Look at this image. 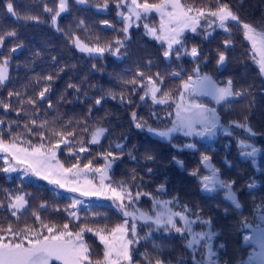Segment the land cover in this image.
<instances>
[{"label":"snow or ice","instance_id":"1","mask_svg":"<svg viewBox=\"0 0 264 264\" xmlns=\"http://www.w3.org/2000/svg\"><path fill=\"white\" fill-rule=\"evenodd\" d=\"M72 2L44 3L43 11L48 14V26L63 36L65 47L96 61L90 66L92 72H103L104 65L99 62L107 57H114L115 61L130 58L133 29H142L143 35L160 44L163 61L171 64L188 57L194 67L188 74L182 66L180 70L153 72L156 65L148 59L143 67L137 64L134 70L125 69L115 74L113 78L119 88L96 87L89 83V76L84 75L81 83H73L70 79L54 104L51 95L56 81L61 73L76 65L32 48L27 49L25 61L14 64L16 56L25 52L26 42L16 28L0 26V112L3 113L0 115V173L9 178L17 174L21 184L24 178L35 177L73 194L67 197L69 203L63 209L69 222L61 226L48 224L32 210L31 215L40 224L35 228L19 225L29 211L31 194L23 189H0L3 192L0 211L15 218H9L7 224L0 223V264H189V261L191 264H220L215 259L214 241L219 233L214 230L213 218L205 214L199 204L193 207L178 194L170 193L167 177L153 184L159 172L155 165L161 161L151 150L137 155V146H129L126 136L111 138L112 130L104 121L112 113L105 109V104L112 100L122 106L131 105L132 125L170 143L177 152L189 150L195 154L197 140H211L222 132L235 139L241 157L255 158L260 148L232 129H239L248 137L264 135V132L253 128L248 114L242 119L225 121L219 110L233 108L237 98L249 95L248 90L237 89L231 78L220 80L202 71L201 65L206 66L212 60L218 70L227 65L229 51L235 44L232 31L236 28L251 44L250 59L258 66L259 75L264 77V22L259 23L258 30L257 22L244 21L228 0H74L75 5L94 8L97 13L115 12V20L107 17L98 20L102 29L111 30L112 38L106 39L101 29H96L94 23L84 18L75 17L66 28L61 26L59 20L62 14L71 12ZM6 11L17 21L44 22L38 14L19 13L12 0H7ZM153 13L158 22L153 20ZM218 30L227 35L214 56L204 55L196 44L188 47L191 38L188 33L208 40ZM38 63L47 67L36 71ZM20 67L30 75L26 82L17 86L10 69ZM170 77L179 79L178 89L166 87L165 80ZM84 84H88V88H84ZM68 89L72 90L71 94ZM134 97H138L139 103ZM149 101V115H139L135 109L148 106ZM61 102L83 103L87 111L78 118H65L58 109ZM155 106L161 107L157 110ZM253 106L254 101H251L249 111ZM94 110L104 111V115L95 116ZM49 111L55 113L51 120L47 118ZM10 113H15L17 118H8ZM176 137H183L184 142L173 143ZM60 152L70 158L69 166L58 158ZM126 161H134L136 166L117 178L114 169ZM171 162L187 171L185 162L178 156L173 155ZM223 163L231 167L226 158ZM188 174L202 192L218 194L222 191L224 200L230 201L236 210L242 208L236 181L225 178L211 155L200 152ZM247 186L252 188L254 183ZM93 198L109 203H93ZM216 206L220 207L219 203ZM40 208L46 209L47 205L42 203ZM107 209H114L123 219L111 224ZM252 209L264 222V200L260 204L254 201ZM224 211L227 213L228 209ZM81 212L85 213L83 217ZM72 221L79 222L75 229L69 227ZM241 226L252 228L249 217L242 218ZM253 231L255 237H243L245 244L254 241L259 248L258 252L249 253L248 264H264V229ZM86 234L96 237L103 245L102 258H93V245ZM173 236L180 238L190 256L174 254L165 239ZM141 245L143 251H139ZM219 248H224V244ZM236 264L241 262L237 260Z\"/></svg>","mask_w":264,"mask_h":264},{"label":"trees","instance_id":"2","mask_svg":"<svg viewBox=\"0 0 264 264\" xmlns=\"http://www.w3.org/2000/svg\"><path fill=\"white\" fill-rule=\"evenodd\" d=\"M100 2V0H94ZM228 3L233 6L242 17L244 21L257 22L258 30L259 23L264 22V0H228ZM113 17L115 12L112 11ZM69 17V14H67ZM153 20L158 22V18L153 14ZM107 35L106 39L112 38L111 31L101 32ZM188 41V47L193 44L199 46L204 55L214 56L215 50L219 45L222 44L224 37L227 35L222 31H217L208 40H204L202 36L192 35ZM235 44L229 51L230 59L227 65L222 69L216 68L215 60L211 63L201 65L202 71L207 72L220 80H226L231 78L234 81V85L237 89H247L249 95L247 97H241V101L235 100V108L230 115L231 119H242L245 114H248L249 121L253 128L259 132H264V79L258 73V66L250 59L251 56V45L248 41H245L242 36V32L239 29L234 28L232 31ZM65 43H54L52 42L49 46L52 47L51 52L53 55H57L62 62H68L69 65L75 64L74 69L69 70L68 79L57 80L55 89V95L51 100L56 104L60 94L65 90L67 83L71 79L73 83H81L84 75L89 76V83L96 87L119 88L116 80L113 78L117 73H123L125 67H130L133 70L136 65L139 64L143 67L148 59H152L154 64L152 71H171L180 70L181 65L177 63L168 64L167 61H163L160 56V44L155 40H151L148 36L143 35L142 29H133V39L129 42V52L131 53L130 58L123 62H116V68H113L110 63L108 69L104 75L99 76L91 71V64L94 62L86 56H80L75 49L65 47ZM44 49L47 47L44 45ZM248 50L247 52L245 50ZM163 61V62H162ZM185 63L183 67L188 70L193 69L191 59L185 57L182 60ZM169 81H172L169 78ZM84 88H88V84L83 85ZM90 94H91V90ZM72 90L68 89V93L71 94ZM98 95V93H96ZM69 98H71L69 96ZM251 101H254V106L248 109V105ZM145 107V106H142ZM46 109V108H45ZM58 109L64 114V117H80L87 111L85 104L80 102L65 103L61 102L58 105ZM105 109L106 106H105ZM3 113L0 112V115ZM55 113L49 111L48 119L51 120ZM95 116H103L104 111H95ZM44 113L41 112L43 118ZM8 118L16 119L15 113L8 114ZM106 119L105 125L109 126ZM234 133H239L250 142L256 144L262 151L259 159L244 158L239 155V151L236 147V141L230 137H220L219 143H214L212 147L210 145H204L201 142L197 143L200 147L201 152L207 153L213 157V161L217 166L221 167V171L225 178H230L236 181L237 197L242 204L240 210H236L230 201H226L223 198V192L213 193L209 195H202L199 184L196 180L191 177L188 173L194 167L195 161L199 159V154L192 156L183 157L182 152H177L170 143H163L160 141L153 140L152 136L147 132H141L136 130L134 133H120L114 130L111 131V138L113 140L122 136L127 137V144L136 145L138 148L137 155L143 153L146 149L151 150L157 156V159L161 161L160 164L155 165L159 172L156 180L153 184L163 180L167 177V188L170 193L178 194L183 200H186L195 207L199 204L205 211V214L210 215L213 218L214 230L219 233L214 241V250L217 251V259L220 264H224L225 261L228 264H236L239 260L241 264H248L247 259L249 253L253 249V245H247L244 243L243 237L249 233L248 228L241 226V220L243 217H249V222L252 227H263L264 222H261L258 218V214H255L252 209L253 202L260 204L264 200V135L257 137H248L241 133L239 129H232ZM183 142V141H181ZM176 142V143H181ZM102 143L106 144L107 141ZM174 143V142H173ZM95 147V146H93ZM213 148V149H210ZM87 155V154H84ZM173 155L178 156L185 162L187 171L179 168L171 162ZM58 158L65 166H69L71 160L67 157L66 153H58ZM225 158L231 163V167L224 165L223 161ZM253 160L255 162H253ZM166 165V166H165ZM134 161H126L124 165L114 169L116 177L119 178L128 168L135 167ZM257 169L260 170L261 175H258ZM253 180H257L260 185L254 183ZM254 183L257 186L255 189H250L247 186L249 183ZM12 189L30 193L29 199V211L22 217L19 225L23 227L25 224L35 228H39V222L35 221V218L31 215L32 210H36L40 215L41 219L48 224H56L61 226L65 222H69L70 218L67 217L63 211L64 207L69 203L67 192H62L55 187H52L44 182H41L33 178H24L23 184L17 179V174L13 173L11 178L7 177L4 173H0V189ZM3 196V192L0 191V197ZM46 204L47 208H40V204ZM93 203L108 204L107 201H95ZM146 203V202H145ZM219 203L220 207L216 205ZM147 206V203H146ZM56 208H60V211H56ZM227 208L228 212L225 213L224 209ZM102 211L105 209H101ZM109 213V221L111 224L121 221L123 218L115 213L114 209H107ZM80 215L83 217L85 213L81 212ZM10 214L0 211V223L7 224ZM15 219V218H11ZM78 221H72L69 224L70 229H75ZM89 223L91 221L89 220ZM159 241V236L155 237ZM86 239L93 245L92 255L93 258H102L103 245L99 243V240L91 234H86ZM169 247L174 251L175 255L190 256V252L186 250L179 237L173 236L165 238ZM224 244V248H219L220 244ZM150 247V246H149ZM144 247L141 245L139 251H143ZM189 264L191 262L189 261Z\"/></svg>","mask_w":264,"mask_h":264},{"label":"flooded vegetation","instance_id":"3","mask_svg":"<svg viewBox=\"0 0 264 264\" xmlns=\"http://www.w3.org/2000/svg\"><path fill=\"white\" fill-rule=\"evenodd\" d=\"M6 2L7 0H0V26L4 27L5 29H12L16 28L21 36V38L26 42V50L23 54H18L16 56V60L14 61V64L16 62H23L28 56L27 49L32 48V49H40L43 50L46 53H51L52 47L49 45L54 42V43H65L66 41L63 39L62 35L56 34L51 27H49V18L48 14L44 13L43 11V5L44 3H48L49 5L53 4L54 2H58V0H12L14 7L16 10L21 13L22 15L25 14L26 12L32 13V14H38L42 17L44 20L43 23H32V22H25L24 20L17 21L15 18L10 17L9 14L6 11ZM95 2V1H94ZM67 14H69V17H67ZM75 17H80L86 19L87 22H92L94 23V27L96 29H101V32H108V31H103L101 26L98 23V20L101 18H110L112 20H115L116 17H113L112 11L110 13H97L96 9L94 8H85L84 6H79L75 5L74 0L72 2V9L70 13L62 14L59 22L61 26L67 27L70 23L73 22ZM104 38L107 37L104 33H101ZM47 45V48L44 49L43 46ZM79 53V52H78ZM80 56H84V54L79 53ZM48 56L46 55L44 57L45 61L48 60ZM96 62V61H94ZM116 62L120 63L121 61H115L114 57H107L105 60L99 62L104 65L105 68H108V64L113 68H116ZM123 62V61H122ZM181 66H184L185 63H182V61L175 62ZM42 67H47V65H41L37 64L36 65V71H40ZM194 67V66H193ZM125 69H132L130 67H125ZM70 70V69H69ZM69 70H66L64 73H61V78L60 79H68V74ZM108 69H104L103 72H93L96 75L102 76ZM183 71L185 74L191 73V70L187 71V68L183 67ZM11 74L16 78V83L17 86H19L20 83L26 82L27 77L30 75L28 71L20 67L19 69H10ZM129 75H131V72H129ZM59 79V80H60ZM172 81H169V78L165 80V85L167 88L170 89H178L179 88V79L178 78H171ZM57 81L53 89V93L51 95V99L54 98L52 97L55 95V89H56ZM134 100H136L137 103H139L138 97H134ZM238 101H241V98H237ZM52 101V100H51ZM107 110L111 111L112 115L108 117L107 123L109 124V127L111 130H114L116 132L120 133H134L137 129L132 125L131 123V110L132 106L131 105H120L116 101L108 100L107 103L105 104ZM141 105L140 108L135 109L139 115L147 117L149 115V112L151 111V102L149 101V105L142 107ZM157 110L161 106H155ZM44 108H47V105H44ZM234 107L231 109H219L222 115V119L225 121L231 120L230 115L233 112ZM152 122V121H150ZM220 137H224L222 132H219ZM153 140L160 141L163 143H168L165 141L160 140L159 138L153 137ZM184 142L183 137H176L174 138L173 142ZM201 142V140H197L196 144ZM204 144L203 142H201ZM205 145V144H204ZM207 145V144H206ZM210 145V144H209ZM212 147V145H210ZM210 149H213L211 148ZM201 152L200 147L197 146V152L194 154L193 152L189 150H185L182 152V156H192L196 155L197 153L199 154ZM204 152V151H203ZM261 175V174H260ZM255 184L260 185L257 180H253Z\"/></svg>","mask_w":264,"mask_h":264},{"label":"water","instance_id":"4","mask_svg":"<svg viewBox=\"0 0 264 264\" xmlns=\"http://www.w3.org/2000/svg\"><path fill=\"white\" fill-rule=\"evenodd\" d=\"M103 31H111L110 29H102ZM122 62V61H121ZM220 135H219V132H218V134H217V136L215 137V138H213V139H211V140H209V139H207V138H205L204 140H201V142H203L204 144H207V145H214V143H219L220 141ZM261 154H262V151L260 150V152H258L257 153V155H256V157L255 158H253V159H259L260 158V156H261ZM257 173H258V175H260L261 173H260V170L259 169H257ZM255 188H257V186L256 185H254V187H252V188H249V190L250 189H255ZM201 193H202V195H209V194H207V193H204V192H202L201 191Z\"/></svg>","mask_w":264,"mask_h":264},{"label":"rangeland","instance_id":"5","mask_svg":"<svg viewBox=\"0 0 264 264\" xmlns=\"http://www.w3.org/2000/svg\"><path fill=\"white\" fill-rule=\"evenodd\" d=\"M154 14V13H153ZM158 18V17H157ZM156 22V21H155ZM152 40V39H151ZM251 45V44H250ZM263 79H264V77H263ZM225 137V136H224ZM31 178H33L34 180L35 179H37V178H35V177H31ZM37 180H39V179H37ZM39 181H41V182H44V183H46V184H48L47 183V181H44V180H39ZM256 183V182H255ZM49 185V184H48ZM50 186H52V187H54L53 185H50ZM56 188V187H55ZM56 189H58V188H56ZM59 190H61V189H59ZM62 192H65L64 190H61ZM95 199V198H94ZM253 229H257V230H259V229H264V226L263 227H252L251 229H249L250 231H249V233H247L246 235H248V236H253V237H255L256 236V232L255 231H253ZM247 245H253V249L251 250V252H253V251H256V252H258L259 251V248H258V246L255 244V242L254 241H249L248 243H247ZM248 260H249V257H248V259H247V262H248Z\"/></svg>","mask_w":264,"mask_h":264}]
</instances>
